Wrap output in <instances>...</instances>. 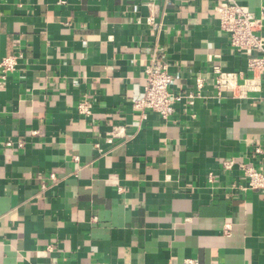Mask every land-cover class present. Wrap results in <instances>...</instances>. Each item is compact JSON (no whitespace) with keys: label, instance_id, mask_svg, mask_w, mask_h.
Returning <instances> with one entry per match:
<instances>
[{"label":"crops","instance_id":"0c3cea01","mask_svg":"<svg viewBox=\"0 0 264 264\" xmlns=\"http://www.w3.org/2000/svg\"><path fill=\"white\" fill-rule=\"evenodd\" d=\"M222 1L0 0V60L23 56L0 76V264H264V190L236 188L241 163L264 174V78L218 95L214 68L251 76ZM152 62L173 93L203 79L192 107L140 117Z\"/></svg>","mask_w":264,"mask_h":264},{"label":"built area","instance_id":"2783aa9c","mask_svg":"<svg viewBox=\"0 0 264 264\" xmlns=\"http://www.w3.org/2000/svg\"><path fill=\"white\" fill-rule=\"evenodd\" d=\"M256 11H250L236 3L235 0H223L216 7L215 11L219 19V28L227 36L230 46L238 52L249 55L246 71L250 73V78L242 79V73L225 72L220 68H214L215 89L220 95L222 92L235 93L238 97L245 98L248 93L260 91L261 79L264 78V3L260 1ZM147 22L153 24V18L147 19ZM21 53L5 57L0 60V76L5 78L7 73L13 72L18 61L22 58ZM242 79V83L240 80ZM145 85L143 94L139 99L133 101L132 107L138 112L140 117L144 118L145 113L150 111L159 115L163 120H167L174 112L178 103L184 102L185 107H192L197 99L200 98V91L203 88V79L201 77L195 80V91L186 95L171 92L170 86L172 78L164 64L152 62L145 71ZM92 103L88 100L81 101L77 106V113L83 118L91 116ZM125 135L124 128L121 126L112 127L105 134V142L112 144L114 140ZM6 147H12V142L5 143ZM18 148L23 147V143H18ZM99 149V145H95ZM254 158L263 155V149L257 146L253 151ZM223 169L227 172L233 171L236 162L224 161ZM240 172L239 180L243 184L237 185L240 192L262 191L264 190V174L256 167L254 163H241L238 166ZM56 179L50 176V181ZM209 183L213 182V175L207 177ZM41 190L46 185L41 184ZM185 264H197L192 261H186Z\"/></svg>","mask_w":264,"mask_h":264}]
</instances>
